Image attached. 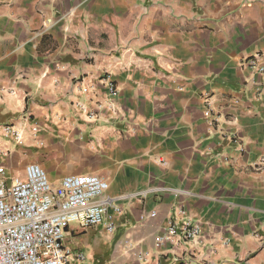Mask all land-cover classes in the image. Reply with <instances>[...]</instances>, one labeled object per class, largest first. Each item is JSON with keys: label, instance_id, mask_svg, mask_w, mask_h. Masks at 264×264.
Instances as JSON below:
<instances>
[{"label": "crops", "instance_id": "obj_1", "mask_svg": "<svg viewBox=\"0 0 264 264\" xmlns=\"http://www.w3.org/2000/svg\"><path fill=\"white\" fill-rule=\"evenodd\" d=\"M263 49L264 0H0V160L109 184L72 264H264Z\"/></svg>", "mask_w": 264, "mask_h": 264}, {"label": "built area", "instance_id": "obj_2", "mask_svg": "<svg viewBox=\"0 0 264 264\" xmlns=\"http://www.w3.org/2000/svg\"><path fill=\"white\" fill-rule=\"evenodd\" d=\"M244 64L263 75L264 49L248 56ZM108 93L118 94L110 82ZM80 106L89 118L97 116L93 109ZM205 113H211L210 105ZM4 134L16 144L24 141L23 130L13 121L4 126ZM258 166H264V158ZM24 171V176H12L0 160V264H72L76 257L67 242V228L104 222L107 206L100 199L108 181L96 173H77L52 182L36 161L28 162ZM107 229L114 231V226L110 224ZM184 230L189 240L199 234V226L191 220L186 221ZM175 234L170 227L165 237L174 238ZM77 258L85 259L83 253Z\"/></svg>", "mask_w": 264, "mask_h": 264}, {"label": "rangeland", "instance_id": "obj_3", "mask_svg": "<svg viewBox=\"0 0 264 264\" xmlns=\"http://www.w3.org/2000/svg\"><path fill=\"white\" fill-rule=\"evenodd\" d=\"M12 176H15L16 174L15 173H11Z\"/></svg>", "mask_w": 264, "mask_h": 264}]
</instances>
